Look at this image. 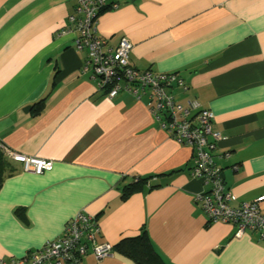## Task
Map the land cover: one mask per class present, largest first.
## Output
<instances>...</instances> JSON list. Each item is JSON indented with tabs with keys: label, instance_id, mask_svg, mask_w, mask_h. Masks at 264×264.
Instances as JSON below:
<instances>
[{
	"label": "crops",
	"instance_id": "0c3cea01",
	"mask_svg": "<svg viewBox=\"0 0 264 264\" xmlns=\"http://www.w3.org/2000/svg\"><path fill=\"white\" fill-rule=\"evenodd\" d=\"M118 1L98 16L94 33L108 45L125 37L134 67L177 72L187 85L177 100L211 111L230 205L264 194V0ZM73 6L0 0V144L51 161L32 173L0 152V258L26 256L84 212L97 216L100 241L115 245L144 230L169 264H264L258 231L235 237L231 224L199 207L195 195L207 185L191 175L192 149L159 125L146 97H108L82 70L85 51L66 30ZM141 178L144 187L121 200L122 187ZM80 264L135 263L88 251Z\"/></svg>",
	"mask_w": 264,
	"mask_h": 264
},
{
	"label": "built area",
	"instance_id": "2783aa9c",
	"mask_svg": "<svg viewBox=\"0 0 264 264\" xmlns=\"http://www.w3.org/2000/svg\"><path fill=\"white\" fill-rule=\"evenodd\" d=\"M73 1L66 30L75 33L74 48L85 51L82 70L89 71L96 88L103 90L108 97L121 91L138 99L145 96V106L159 125L175 141L191 147V175L207 185V189L196 194L195 199L208 219L231 224L235 237L241 236L245 230H256L264 238V194L238 206L230 205L234 194L224 184L221 169L213 158L220 134L212 129L211 111L200 106L196 99L188 98L184 103L177 100V90L187 88L177 72L134 67L129 58L132 44L125 37H121L116 45H108L105 39L94 33L98 16L105 10L117 8L118 0ZM0 151L21 162L24 171L41 173L51 168L50 160L18 155L3 144H0ZM229 154L224 152L222 155L228 157ZM96 224L93 216L78 212L66 222L61 235L18 260L0 258V264H80L88 251L97 260L111 257L114 255L111 245L94 240L100 230Z\"/></svg>",
	"mask_w": 264,
	"mask_h": 264
},
{
	"label": "trees",
	"instance_id": "16d2710c",
	"mask_svg": "<svg viewBox=\"0 0 264 264\" xmlns=\"http://www.w3.org/2000/svg\"><path fill=\"white\" fill-rule=\"evenodd\" d=\"M42 107H43V99H40L33 105L31 110L33 113H38ZM2 158L4 157L0 154V163ZM0 169H1V164H0ZM2 174L3 172H1L0 170V180ZM145 182L146 179L141 178L137 181H133L123 186L120 194V199L125 200L134 192H137L140 189H142L144 187ZM96 217L94 218L96 223L98 224ZM99 235H100V230L98 233L95 234L94 240L98 243H101L102 241L98 239ZM111 247L116 253L131 259L135 264H169L167 262H164L157 254V252L152 248L151 243L149 242L146 232L144 230H141L140 233L134 237H129L120 240L115 245H111Z\"/></svg>",
	"mask_w": 264,
	"mask_h": 264
},
{
	"label": "rangeland",
	"instance_id": "374dc122",
	"mask_svg": "<svg viewBox=\"0 0 264 264\" xmlns=\"http://www.w3.org/2000/svg\"><path fill=\"white\" fill-rule=\"evenodd\" d=\"M219 139H220V138H219ZM219 139H218V140H219Z\"/></svg>",
	"mask_w": 264,
	"mask_h": 264
}]
</instances>
